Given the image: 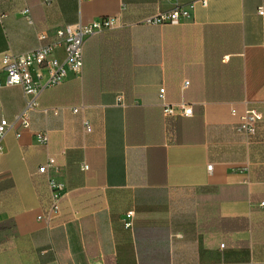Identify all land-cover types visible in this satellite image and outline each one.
Masks as SVG:
<instances>
[{
  "label": "crops",
  "instance_id": "1",
  "mask_svg": "<svg viewBox=\"0 0 264 264\" xmlns=\"http://www.w3.org/2000/svg\"><path fill=\"white\" fill-rule=\"evenodd\" d=\"M178 1L180 23L156 26L142 21L171 3L0 0V54L35 49L40 31L118 18L87 38L79 74L39 95L46 110L29 112V129L1 140L0 264H264V0ZM161 87L192 115L164 117ZM23 104L0 64V119ZM248 107L263 117L245 136ZM47 155L65 182L50 225L37 219Z\"/></svg>",
  "mask_w": 264,
  "mask_h": 264
},
{
  "label": "built area",
  "instance_id": "2",
  "mask_svg": "<svg viewBox=\"0 0 264 264\" xmlns=\"http://www.w3.org/2000/svg\"><path fill=\"white\" fill-rule=\"evenodd\" d=\"M52 0H45L46 3ZM172 4L168 10L159 11L148 17L142 22L147 25H178L186 15V11L178 0H163ZM205 5L206 0H200ZM262 14V8L258 9ZM118 26V18L115 16L101 17L87 23H76L65 27L54 29L50 32L40 31L37 33L39 40L38 46L28 52L14 54L10 50H5L0 54V64L5 72L6 85H20L22 87L24 104L12 120L0 119V150L1 140L10 130L17 126L22 129H29V112L32 110H43L46 108L40 105L39 95L47 88L59 85L65 79L67 72L72 71L79 74L83 65V47L90 36L100 32L115 29ZM63 50V58L55 56V51ZM188 81H184V87ZM165 90L159 88L161 98L162 115L166 118L174 116H191L192 105L189 102L180 101L176 104L169 103L164 98ZM118 104H123L122 96L117 98ZM77 111V108H73ZM263 117L261 111L254 107H248L239 117L236 130L245 136H250L255 131L256 123ZM85 131H90L89 122L84 119ZM20 132L15 133L20 137ZM38 142L42 145L48 143V133L46 130L35 132ZM85 169L86 165L82 164ZM211 169V166H208ZM36 172L41 179L46 192L47 200L37 219L45 225H50L60 212L61 199L65 190V182L59 176L58 167L54 157L47 155L43 163L37 166ZM264 205V202H261ZM126 226L128 223L125 224ZM228 264V263H215Z\"/></svg>",
  "mask_w": 264,
  "mask_h": 264
}]
</instances>
